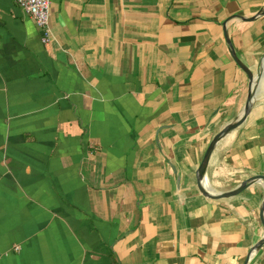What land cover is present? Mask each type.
I'll return each instance as SVG.
<instances>
[{
    "label": "crops",
    "instance_id": "crops-1",
    "mask_svg": "<svg viewBox=\"0 0 264 264\" xmlns=\"http://www.w3.org/2000/svg\"><path fill=\"white\" fill-rule=\"evenodd\" d=\"M0 0V264H243L262 238L264 0ZM17 247L18 250L14 251ZM248 264H264V246Z\"/></svg>",
    "mask_w": 264,
    "mask_h": 264
},
{
    "label": "water",
    "instance_id": "water-1",
    "mask_svg": "<svg viewBox=\"0 0 264 264\" xmlns=\"http://www.w3.org/2000/svg\"><path fill=\"white\" fill-rule=\"evenodd\" d=\"M264 14V10H261L260 12H258L255 16L249 18V19H244L241 18L243 21H252L255 19V17ZM223 26V34H224V39L225 42L229 48V54L232 57V59L234 60V62L236 63V65L240 68V70L246 75L247 80H248V92H247V96H246V100L244 103V106L242 108V111L240 113V115L231 123L227 124L223 129H221L209 142L202 160L196 170L195 173V181H196V187L198 192L200 193L201 196H203L206 199L209 200H222V199H228V198H233L238 196L239 194H241L244 190H246L247 188H249L251 185L259 182V183H263L264 184V176H253L250 177L244 181H242L236 188H234L231 191H227V192H213L211 191L208 187L204 186V183L206 181L205 178V173H206V167L208 165L209 162V158L215 148V146L217 145V143L224 138L227 134H229L230 132L234 131L236 128H238L246 119V117L249 114V111L251 109V105L253 103L254 97H255V93H256V89L258 87V83L260 81L261 78V66L258 65L257 66V71L255 74H253L247 66H245L244 64H242L236 57L235 53L233 52V49L231 47V44L228 40L227 37V33L225 30V24L222 25ZM259 219H260V223L262 226V230H263V236L262 238L249 250L243 264H248L249 260H250V256L252 254L253 251H256L258 249H260L262 246H264V199L262 200L260 209H259Z\"/></svg>",
    "mask_w": 264,
    "mask_h": 264
},
{
    "label": "built area",
    "instance_id": "built-area-1",
    "mask_svg": "<svg viewBox=\"0 0 264 264\" xmlns=\"http://www.w3.org/2000/svg\"><path fill=\"white\" fill-rule=\"evenodd\" d=\"M21 13L31 18L41 34V42L46 44L48 38L49 0H15ZM18 248L15 247L14 251Z\"/></svg>",
    "mask_w": 264,
    "mask_h": 264
},
{
    "label": "bare ground",
    "instance_id": "bare-ground-1",
    "mask_svg": "<svg viewBox=\"0 0 264 264\" xmlns=\"http://www.w3.org/2000/svg\"><path fill=\"white\" fill-rule=\"evenodd\" d=\"M260 79H261V78H260ZM259 83H260V81H259ZM259 83H258V85H259ZM204 186L208 187V184H207L206 181H205V183H204ZM208 188H209V187H208ZM256 252H257V250H256V251H253L252 254H251V256H250V258H251Z\"/></svg>",
    "mask_w": 264,
    "mask_h": 264
}]
</instances>
